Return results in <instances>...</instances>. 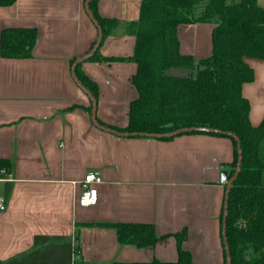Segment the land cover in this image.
I'll list each match as a JSON object with an SVG mask.
<instances>
[{"label": "crops", "instance_id": "obj_1", "mask_svg": "<svg viewBox=\"0 0 264 264\" xmlns=\"http://www.w3.org/2000/svg\"><path fill=\"white\" fill-rule=\"evenodd\" d=\"M97 11L122 24L108 35L100 54L79 69L98 87L96 116L91 97L73 76V64L88 54L99 30L86 0H15L0 4L4 28H35L32 55L0 54V159H9L0 180L6 208L0 210V264H145L178 258L176 233L195 264H224L222 213L235 158L230 136L206 132L162 138L125 135L138 97L132 82L136 35L125 26L140 17L142 0H96ZM259 3V0H258ZM264 7V6H263ZM214 23L181 24L183 53L196 60L211 54ZM113 58V59H112ZM117 58V59H114ZM254 79L242 94L254 126L264 119V60L247 57ZM76 72V71H75ZM95 171L96 204L79 202L80 183ZM230 178V176H229ZM153 223V246L122 244L115 227L102 223Z\"/></svg>", "mask_w": 264, "mask_h": 264}, {"label": "trees", "instance_id": "obj_2", "mask_svg": "<svg viewBox=\"0 0 264 264\" xmlns=\"http://www.w3.org/2000/svg\"><path fill=\"white\" fill-rule=\"evenodd\" d=\"M14 1L0 0V4ZM89 6L102 30L100 44L89 59H111L101 56L100 47L122 23L100 15L96 0L90 1ZM192 22L215 24L212 52L199 60L181 51L178 36L179 26ZM125 26L136 35L131 58L137 63L132 82L138 97L131 103L127 126L104 125L131 135L152 136L189 129L182 133L232 137L235 158L229 176L234 180L228 206L224 202L222 213L224 222L227 211L224 264H228L227 249L230 264H264V119L257 126L251 123L250 102L242 94L243 84L254 79V70L246 58L264 60V7L258 0H142L139 19ZM37 40L35 28H4L0 54L30 57ZM75 71L97 101V84L78 65ZM88 109L92 112L93 101ZM200 127L213 130L194 129ZM230 133L237 135L242 150L238 173V140ZM10 167L9 159H0V168L9 171ZM102 225L115 227L122 244L148 247L160 239L153 223ZM175 235L179 241L176 260L154 259L145 264H195L191 251L182 246L186 231Z\"/></svg>", "mask_w": 264, "mask_h": 264}, {"label": "water", "instance_id": "obj_3", "mask_svg": "<svg viewBox=\"0 0 264 264\" xmlns=\"http://www.w3.org/2000/svg\"><path fill=\"white\" fill-rule=\"evenodd\" d=\"M90 1L92 0H86V9H87V12L90 14L91 18L94 20L98 30H99V35H98V38H97V42L94 44L93 48L91 49V51L84 55V56H81L79 58H77L73 64V76L75 78V80L78 82V84L81 86V88L91 97L92 101H93V109H92V120L95 124H97L98 126H101V124L99 123L98 119H97V116H96V111H97V101L95 100V97L94 95L92 94V92L80 81V79L78 78V76L76 75V72H75V69H76V66L88 59L98 48L99 44H100V41L102 39V30H101V27L98 23V21L96 20L94 14L92 13V10L90 9V6H89V3ZM104 128L106 129H111L109 127H106V126H103ZM196 130H200V131H211L213 129L211 128H194ZM114 130V129H113ZM186 130H189V129H179V130H175V131H172V132H169V133H165V134H152V136H156V137H161V136H167V137H172V136H175V135H178ZM115 131V130H114ZM120 134H125V135H129L130 133H127V132H119ZM233 137H235V139L238 140V147H239V162H238V167H237V172L239 171L240 169V162H241V158H242V150L240 148V143H239V138L237 137V135H235L234 133H230ZM221 180L224 182L226 181L227 182V191H226V195H225V207L227 208L228 206V195H229V191H230V188H231V185L233 183V180H234V177L232 178H229V172L227 170H224L221 174ZM226 215H227V211L225 210V214H224V218H223V238L226 239ZM227 253H228V264H230V259H229V250L227 249Z\"/></svg>", "mask_w": 264, "mask_h": 264}, {"label": "built area", "instance_id": "obj_4", "mask_svg": "<svg viewBox=\"0 0 264 264\" xmlns=\"http://www.w3.org/2000/svg\"><path fill=\"white\" fill-rule=\"evenodd\" d=\"M8 175V170L6 168H0V180L4 178V176ZM102 182V177L99 173L95 171L88 172L84 178L78 182L82 186V192L79 196V202L83 206H90L96 204L98 200V190L95 186L96 184ZM6 208V198L2 194H0V210H4Z\"/></svg>", "mask_w": 264, "mask_h": 264}, {"label": "rangeland", "instance_id": "obj_5", "mask_svg": "<svg viewBox=\"0 0 264 264\" xmlns=\"http://www.w3.org/2000/svg\"><path fill=\"white\" fill-rule=\"evenodd\" d=\"M259 4H260L261 6H264V0H259Z\"/></svg>", "mask_w": 264, "mask_h": 264}]
</instances>
